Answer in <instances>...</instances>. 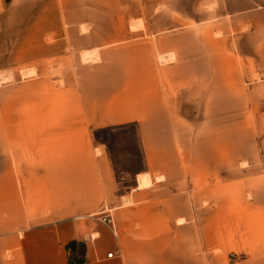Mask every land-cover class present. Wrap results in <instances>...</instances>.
I'll use <instances>...</instances> for the list:
<instances>
[{
	"label": "crops",
	"instance_id": "1",
	"mask_svg": "<svg viewBox=\"0 0 264 264\" xmlns=\"http://www.w3.org/2000/svg\"><path fill=\"white\" fill-rule=\"evenodd\" d=\"M25 1L0 0V12L15 4L24 19ZM107 1L76 18L66 6L45 24L90 28L63 36L78 61L63 67L61 84L37 62L14 80L5 77L19 68L0 65V264H69L73 239L87 245L80 264H264V0L223 1L239 26L257 15V126L240 149L230 129L211 126L231 119L214 91L217 7L176 0L177 15L195 17L164 20L148 16L151 0ZM199 27L211 51L200 49ZM22 47L12 57L24 59ZM87 52L96 58L84 60ZM201 121L207 129L184 130ZM128 124L143 163L121 190L94 132Z\"/></svg>",
	"mask_w": 264,
	"mask_h": 264
},
{
	"label": "rangeland",
	"instance_id": "2",
	"mask_svg": "<svg viewBox=\"0 0 264 264\" xmlns=\"http://www.w3.org/2000/svg\"><path fill=\"white\" fill-rule=\"evenodd\" d=\"M210 1V3L206 2L208 3L206 8L217 7L215 11L213 9L211 11V13L215 14L214 17L216 19V31L211 34V37L215 39L214 50L216 58L214 62L217 70L214 91L217 99L225 100L226 113L231 115L228 123L224 124L216 121L211 123V126L216 129H219V126L221 128L225 126L226 129H230L232 147L233 149H240L242 148L241 142H245L249 134H251H247V131L255 132L257 126L255 105L256 76L250 73L251 71L254 72L256 66L255 23L257 15L255 10L248 11L243 18L249 26H239V15H226L227 10L224 9L223 5L224 0ZM97 2L98 0H70L67 3L64 0H40L38 4H35L36 1L34 0H26L24 19L21 16L23 12H18L15 4L9 10L0 12V18L3 20L0 32L2 34V37H0V65L8 62L9 67L19 68L16 74H9L5 79L14 80L27 77L33 72L32 69L28 70L27 68L32 66L33 62H37L41 66L49 68V74L61 84L63 82L61 75L63 67H72L78 61V52H76L74 44L65 42L63 36L79 35V31H88L90 28H70L45 24L51 20H56V18L65 17L66 6L67 9L73 10L70 13L76 18L77 15L81 14V9L87 10L89 6L96 8ZM137 2L143 3V0H137ZM175 2L176 0H151L152 12L148 16L164 20L175 19L176 17H182V15L183 18L195 17L192 16L193 12L191 10H184L181 13L179 12L180 16L177 15L178 12L175 9H171L175 7ZM107 3L113 5L112 7L117 5L111 0H108ZM34 5H37V10H33ZM203 5L204 3L201 4V6ZM199 13H206V15H201V17H207L208 15L207 12ZM34 17H37V20L40 19V26L32 25ZM167 29L175 31L177 28L169 27ZM202 29V27H199L200 49L205 51L210 49L211 51L213 45L210 43L209 48L207 41L202 39L204 34ZM224 30H226V33ZM22 36H24L23 47V44L19 43ZM20 47H22L21 50H24L26 57L24 59L12 57ZM2 53L10 55V58L1 59ZM33 54L37 57H28V55L31 56ZM96 56V53L87 52L83 54V59H93ZM159 61L164 62L166 60L160 57ZM218 72H221V74H218ZM224 84L226 85V90L223 89ZM200 95L201 100L202 98H208V92L205 90H201ZM217 110L222 112L223 107L217 108ZM207 125L202 121L199 123H183L184 130L189 131L202 129L203 126L207 129ZM258 125L264 126L263 123H258ZM99 140L107 143L111 161L113 166H115L119 189L126 188L133 182L134 171L143 163L137 126L128 124L106 129L99 134ZM139 181L140 184L146 183L148 178L141 175L139 176Z\"/></svg>",
	"mask_w": 264,
	"mask_h": 264
},
{
	"label": "trees",
	"instance_id": "3",
	"mask_svg": "<svg viewBox=\"0 0 264 264\" xmlns=\"http://www.w3.org/2000/svg\"><path fill=\"white\" fill-rule=\"evenodd\" d=\"M106 129H98L94 132L95 138L99 140V134ZM107 146V143L100 141ZM108 148V147H107ZM67 248L69 249V264H80L87 259L86 250L87 245L85 241L73 239L67 243Z\"/></svg>",
	"mask_w": 264,
	"mask_h": 264
},
{
	"label": "built area",
	"instance_id": "4",
	"mask_svg": "<svg viewBox=\"0 0 264 264\" xmlns=\"http://www.w3.org/2000/svg\"><path fill=\"white\" fill-rule=\"evenodd\" d=\"M101 219L103 220V221H105V222H107V223H111V215L110 214H108V213H103L102 215H101ZM109 254H111V253H109Z\"/></svg>",
	"mask_w": 264,
	"mask_h": 264
}]
</instances>
